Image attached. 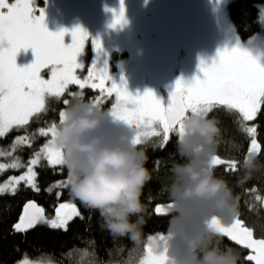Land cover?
<instances>
[{
  "label": "snow or ice",
  "instance_id": "1",
  "mask_svg": "<svg viewBox=\"0 0 264 264\" xmlns=\"http://www.w3.org/2000/svg\"><path fill=\"white\" fill-rule=\"evenodd\" d=\"M112 11L113 21L109 25L112 29L122 27L128 23L125 17L124 0H120V9L117 13ZM37 13H39L37 15ZM45 14L42 8L36 7V0H0V42H6L7 47L0 50V138L6 136L13 129H27L34 120L39 123L40 117L49 110V99L61 102L67 106L59 111V120L50 122L47 126L38 128L39 137H50L43 146L32 154L27 166L19 156L10 163H0V174L7 169L17 170L25 168L26 171L17 176L10 177L0 183V195H15L18 186L23 183L34 191H40L37 183V166L45 161L47 166L56 168L65 166L62 153L52 146L54 132L58 124H62L66 117V109L71 107L69 99H62L65 94L72 97L78 106L88 110H101L106 99L114 97V103L105 111L113 120L123 122L131 127L141 124L153 128V138H161L162 149L170 143L171 139H182L185 131L183 119L186 113L194 112L209 117L214 110H220L211 119L218 123L231 121L233 126H238V131L251 138L247 154L261 152V145L257 140V126H249L247 122L257 120L258 114L264 108V66L254 59L239 44L231 51L224 49L217 53V58L211 65L200 62L199 71L203 78H195L185 82L183 78L175 83L174 90L170 93V102L165 108L160 99L152 91L143 95L133 96L127 89L126 82L117 84L108 73L107 65L102 69L97 68L94 61L87 69V75L81 78L78 72H83L85 64L79 62V57L84 54L89 41V33L82 27L71 30V44H65L68 30L50 32L45 24ZM96 53L102 51V43L97 39L91 41ZM31 48L35 55V62L28 67H18L17 54L21 49ZM47 70L48 77L42 73ZM70 86H77L79 92L69 91ZM98 91L99 95L88 103L83 102L84 90ZM36 133L18 136L11 145V151L0 148V157L12 156L20 146L32 147ZM134 144L143 145L139 137L134 138ZM233 147L237 145L233 144ZM244 161V160H243ZM224 165V174L236 173L240 162L236 159H224L215 154L210 166L215 169ZM66 167V166H65ZM70 187L68 178L61 180L47 188L66 189ZM256 192V189H252ZM60 193H57L59 198ZM151 198V197H149ZM255 201L264 205V198L255 195ZM172 209L174 206H168ZM55 216L48 219L45 209L35 202H28L23 209L19 221L13 226L17 233L26 232L43 222L53 229L68 230L69 222L79 217L84 219L80 209L75 203H60L54 209ZM155 212L167 215L168 211L157 206ZM209 227L220 237H225L242 249L249 250L243 260L249 264H264V238H255L254 227L246 226L241 218H236L230 223L213 217ZM264 228V225H260ZM164 235L149 236L144 247V254L139 264H166V256L158 255L153 250L157 240H164ZM94 247V242L89 241ZM116 252L121 251L117 246ZM113 250H108L110 260L107 264H116L112 257ZM72 252L62 254L64 259H69ZM17 264H62L54 259L40 260L29 259L25 253L23 259ZM98 264H104L98 261Z\"/></svg>",
  "mask_w": 264,
  "mask_h": 264
},
{
  "label": "clouds",
  "instance_id": "2",
  "mask_svg": "<svg viewBox=\"0 0 264 264\" xmlns=\"http://www.w3.org/2000/svg\"><path fill=\"white\" fill-rule=\"evenodd\" d=\"M6 47L0 42V50ZM66 113L52 146L63 155L71 195L99 213L114 239L140 245L145 223L141 197L153 176L145 166L146 152L133 140L150 142L153 128L131 127L105 111L76 104ZM182 123L185 134L177 142V153L185 162L172 167L168 185L173 215L165 239L157 240L153 250L166 256V264H241L239 252L222 246L209 227L213 217L230 223L240 215L239 196L210 166L221 136L219 123L194 112L186 113ZM241 167L238 186L264 170L257 153L245 155Z\"/></svg>",
  "mask_w": 264,
  "mask_h": 264
},
{
  "label": "trees",
  "instance_id": "3",
  "mask_svg": "<svg viewBox=\"0 0 264 264\" xmlns=\"http://www.w3.org/2000/svg\"><path fill=\"white\" fill-rule=\"evenodd\" d=\"M38 6H42V0H38ZM264 0H231L227 5V14L229 22L235 33L241 40L247 41L255 35L261 33L264 36V29L261 26L262 8ZM69 91L79 92L76 86H70ZM83 102L88 103L93 100L98 93L91 89L84 90ZM62 99H69L70 104L77 101L69 97L67 93ZM160 99V98H159ZM111 106V100L101 106L102 111H107ZM49 110L40 117V122L35 120L30 122L27 129H13L0 138V148L10 150L14 140L21 135L36 133L32 147L20 146L14 157L19 156L25 164L35 151H38L48 137H39L38 128L47 126L50 122L59 120V111L65 110L67 106L61 102L49 99ZM220 110H214L209 114L208 118H212ZM249 126H257V140L261 145V152L258 155L259 161L264 164V108L258 114L257 120L247 122ZM221 128V136L218 138V144L215 154L220 155L224 159H236L240 162L236 173L224 174V165L214 169L218 177L223 178L233 188L234 195L239 196V218L243 219L246 226H255L254 235L256 238H264V205L259 201H255V195L264 196V170L257 172L253 178L243 185L238 186L237 180L243 174L242 163L247 150L250 147L251 138L246 134L239 132L238 126H233L232 122L225 121L219 123ZM178 138L170 140V143L164 148H160L161 138H153L150 142L138 146L147 154L146 167L152 173L153 179L148 182L143 189L141 201L145 206L142 213L145 221L143 225V238L140 245H134L127 238L114 239L111 234L102 226L103 220L99 213L93 209L85 207L78 199L71 195V189L53 188L52 192L46 189L53 184L66 180L68 171L65 166H57L55 169L47 166L42 161L40 166L36 167L37 183L40 191H34L24 184L18 186L15 195H0V264H17L23 259L25 253L28 258L35 260L54 259L56 262L62 261V264H98V261L107 262L110 260L108 250H113L111 259L116 264H139L140 258L144 254V247L149 236L165 235L169 228V221L173 214L167 217H156L154 208L158 204L172 203L168 195V185L171 182V169L177 163H184L185 160L177 153ZM233 144L237 147H233ZM4 160L0 158V161ZM23 168L13 171L9 169L5 175L0 176L3 180L7 175L16 174ZM256 189V192H252ZM60 193L59 198L57 193ZM151 197V198H149ZM28 202H35L37 205L45 209V216L52 219L55 216L54 209L60 203H75L80 209L84 219L74 218L69 222L68 230L53 229L46 223H39L34 228L26 232L17 233L14 225L19 221L23 214L24 206ZM133 220L136 217H132ZM94 242V247L89 244ZM222 246L226 245L239 252L241 264H249L243 260L247 256V252L239 249L227 240L217 238ZM117 246L121 251L116 252ZM72 252L69 259H64L62 254Z\"/></svg>",
  "mask_w": 264,
  "mask_h": 264
},
{
  "label": "rangeland",
  "instance_id": "4",
  "mask_svg": "<svg viewBox=\"0 0 264 264\" xmlns=\"http://www.w3.org/2000/svg\"><path fill=\"white\" fill-rule=\"evenodd\" d=\"M37 1L36 7L44 10L45 24L50 32L68 30L69 34L65 36L66 45L71 44V36L69 35L72 29L82 27L89 33V41L86 44L84 54L78 58L79 62L85 64L84 71L78 72L81 78L87 75V69L94 61L97 63L98 69L107 65L112 80L118 85L126 82L127 89L133 96L152 91L158 99L160 98L157 85L151 79L148 69L152 66V68L160 67L165 71V65L170 60L169 55L172 46L181 39L187 41L193 32L188 9L194 0H124L125 17L128 23L122 27L118 26L116 29L109 27L114 17L112 11H106V9L115 10L118 13L120 0H42V6H38ZM230 1L202 0L203 12L205 11L203 39L206 48L201 60L211 65L213 60L217 58L219 51L224 49L231 51L239 44L261 66H264L263 34L259 33L247 41L241 40L229 22L227 5ZM154 17L173 26L169 28V26L162 24L161 27ZM261 26L264 29V7L262 8ZM93 31H99L96 34L97 37L91 36ZM97 38L102 43L100 53L93 50L91 43L93 39ZM170 38H176V40ZM137 40L140 43H137ZM156 42L163 45V50L156 48L154 52L150 51V47L155 48ZM34 62L35 55L31 48L21 49L17 54L16 63L18 67H28ZM200 62L190 70V77H181L185 82H190L197 77L203 78V74L199 71ZM42 75L44 78H49L47 70H44ZM174 76L173 70H169L165 79V84L168 87H174L176 80L170 79ZM96 93L99 95L98 91ZM109 99L112 106L114 97ZM49 139L50 137L44 143ZM7 151H11V148ZM0 158L4 159L0 163H10L14 156ZM27 162L25 163L26 166ZM7 170L0 176L5 175ZM25 171L26 167L16 174L7 175L3 180H0V183H4L12 176L18 177Z\"/></svg>",
  "mask_w": 264,
  "mask_h": 264
},
{
  "label": "flooded vegetation",
  "instance_id": "5",
  "mask_svg": "<svg viewBox=\"0 0 264 264\" xmlns=\"http://www.w3.org/2000/svg\"><path fill=\"white\" fill-rule=\"evenodd\" d=\"M203 9L204 7H203L202 0L192 1L188 9V16H190L193 32L190 35V37L187 38V41L186 39L185 40L181 39L180 41H176V45L172 46L171 52L169 55L170 60H169V63L165 65V71L160 67L152 68V66L148 69V72L151 74V79L154 80L157 85V88H158L157 92H159L160 88H164L169 91L174 90L175 85L174 87H168L165 84L166 82L165 79L167 75L169 74V70H173V73L175 74V76L170 79H174L177 81L183 76L190 77L189 76L190 70L196 67L198 63L200 62L205 52V48H206V43H205V40L203 39L204 37L203 28H204V19H205V11L203 12ZM155 19L161 27H162V24L169 26V28L173 26L158 18H155ZM97 33H99V31H93L91 32V36L97 37L96 35ZM170 39L174 41L176 40V38H170ZM137 43H140V41L137 40ZM153 46H155L154 43H153ZM156 48H160L161 50H163V45L158 44L156 42L155 48L150 47V51L154 52Z\"/></svg>",
  "mask_w": 264,
  "mask_h": 264
},
{
  "label": "water",
  "instance_id": "6",
  "mask_svg": "<svg viewBox=\"0 0 264 264\" xmlns=\"http://www.w3.org/2000/svg\"><path fill=\"white\" fill-rule=\"evenodd\" d=\"M172 91H169V90H167V89H164V88H160L159 89V95H160V100L162 101V103H163V106L166 108L167 106H168V104H169V102H170V93H171ZM172 203H164V204H158V205H156L155 206V208L157 207V206H162V207H164L167 211H168V214L167 215H159V214H157L156 212H155V208H154V214H155V216L156 217H167V216H169V215H171V214H173V211H172V209H169V205H171ZM255 236V235H254ZM218 238H222V239H225V240H227L230 244H232L233 246H235V247H237V248H239V249H242L240 246H237V245H235L233 242H231V241H229L227 238H225V237H218ZM256 238V237H255ZM242 250H244V251H246L248 254H249V250H245V249H242ZM247 254V255H248ZM249 263V262H248Z\"/></svg>",
  "mask_w": 264,
  "mask_h": 264
},
{
  "label": "bare ground",
  "instance_id": "7",
  "mask_svg": "<svg viewBox=\"0 0 264 264\" xmlns=\"http://www.w3.org/2000/svg\"><path fill=\"white\" fill-rule=\"evenodd\" d=\"M106 100H107V99H106ZM106 100H105V101H106ZM108 100H109V99H108Z\"/></svg>",
  "mask_w": 264,
  "mask_h": 264
}]
</instances>
